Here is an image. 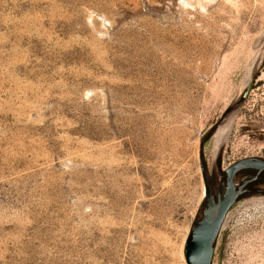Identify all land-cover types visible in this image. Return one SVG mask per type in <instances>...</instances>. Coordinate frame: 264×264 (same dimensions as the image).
<instances>
[{
  "label": "rangeland",
  "instance_id": "obj_1",
  "mask_svg": "<svg viewBox=\"0 0 264 264\" xmlns=\"http://www.w3.org/2000/svg\"><path fill=\"white\" fill-rule=\"evenodd\" d=\"M263 59L264 0H0V264H185L201 164L264 158ZM212 264H264V195Z\"/></svg>",
  "mask_w": 264,
  "mask_h": 264
},
{
  "label": "water",
  "instance_id": "obj_2",
  "mask_svg": "<svg viewBox=\"0 0 264 264\" xmlns=\"http://www.w3.org/2000/svg\"><path fill=\"white\" fill-rule=\"evenodd\" d=\"M249 89L250 85L241 93L239 103ZM212 131L208 132L206 138ZM201 172L203 201L184 242L185 264H212L218 237L232 206L244 198L264 195V158H243L225 168L219 163L217 178L205 163L201 164ZM243 175L245 178L237 180Z\"/></svg>",
  "mask_w": 264,
  "mask_h": 264
},
{
  "label": "bare ground",
  "instance_id": "obj_3",
  "mask_svg": "<svg viewBox=\"0 0 264 264\" xmlns=\"http://www.w3.org/2000/svg\"><path fill=\"white\" fill-rule=\"evenodd\" d=\"M202 195H203V193H202Z\"/></svg>",
  "mask_w": 264,
  "mask_h": 264
},
{
  "label": "trees",
  "instance_id": "obj_4",
  "mask_svg": "<svg viewBox=\"0 0 264 264\" xmlns=\"http://www.w3.org/2000/svg\"><path fill=\"white\" fill-rule=\"evenodd\" d=\"M263 61H264V59H263Z\"/></svg>",
  "mask_w": 264,
  "mask_h": 264
},
{
  "label": "flooded vegetation",
  "instance_id": "obj_5",
  "mask_svg": "<svg viewBox=\"0 0 264 264\" xmlns=\"http://www.w3.org/2000/svg\"><path fill=\"white\" fill-rule=\"evenodd\" d=\"M245 178V177H244Z\"/></svg>",
  "mask_w": 264,
  "mask_h": 264
}]
</instances>
